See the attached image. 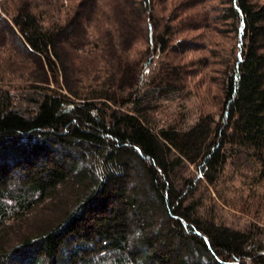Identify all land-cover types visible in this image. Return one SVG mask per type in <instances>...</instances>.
I'll return each instance as SVG.
<instances>
[{
  "label": "trees",
  "instance_id": "trees-1",
  "mask_svg": "<svg viewBox=\"0 0 264 264\" xmlns=\"http://www.w3.org/2000/svg\"><path fill=\"white\" fill-rule=\"evenodd\" d=\"M86 1L64 25L49 27L19 1L14 14L0 8V47H19L43 69L34 109L0 98V264H264L255 235L194 220L187 201L197 184L175 183L187 162L212 185L240 155L264 179V0H229L222 10L218 19L234 24L239 48L222 117H202L186 130L157 129L144 90L168 92L185 82L183 73L165 61L149 81L147 65L129 56L142 35L154 56L167 54L179 33L175 19L163 25L156 0L136 7L124 0L115 34L97 43L112 72L80 87L89 79L75 68L88 46ZM59 204L65 210L46 221Z\"/></svg>",
  "mask_w": 264,
  "mask_h": 264
},
{
  "label": "rangeland",
  "instance_id": "rangeland-1",
  "mask_svg": "<svg viewBox=\"0 0 264 264\" xmlns=\"http://www.w3.org/2000/svg\"><path fill=\"white\" fill-rule=\"evenodd\" d=\"M18 1L30 6L40 22L49 27L64 25L81 2L86 0H0V8L14 14ZM123 1L85 2L83 10L88 11L92 17L85 26L86 33H83L88 46L78 54L79 61L75 63V68L84 70L89 79L84 76L80 87H88L97 76L103 80L112 72L110 61L106 62L108 58L104 56L106 53L97 43L100 39L107 41L115 34L118 9ZM130 1L131 7H136V3L141 0ZM92 2L95 5L89 10ZM194 2L198 3L195 8L184 9L187 4ZM228 2L229 0H156V18L163 25L175 19L173 23L177 25L179 33L171 39V48L165 55L154 56L153 48L142 35L129 56L147 65L144 72L146 80L156 79L162 62L165 61L172 62V69L181 71L185 77L184 83L173 84L176 88L168 92H155L154 87L150 86L144 89L146 93L150 92L149 102L145 103L149 108L147 115L157 129L174 126L186 130L202 117L209 116L217 121L221 119L225 101L224 81L235 64L239 50L234 24L218 19L222 10L229 6ZM196 21L203 22L202 28L186 32L188 25ZM146 27L147 24L142 28L146 30ZM4 36L0 34L1 41L5 40ZM182 39H186V42H181ZM192 45L195 48H189ZM14 47L10 43L0 47V98H11L12 106L17 109L32 110V99H35V92L38 91L36 87L41 85L35 80L43 77V69L39 62L29 59L19 47ZM177 65H181V68ZM154 93V99L150 98ZM183 166L176 174L175 183L178 187L188 181L197 184V190L189 193L190 199L187 201L195 210L194 220L252 233L264 246V179L258 164L247 155L230 159L212 185L201 177L198 165L185 162ZM63 206L59 204L55 212L52 210L55 207H51L45 213L46 221L60 216L58 213L65 210ZM152 222L155 223V220ZM241 264L256 263L253 260H242Z\"/></svg>",
  "mask_w": 264,
  "mask_h": 264
}]
</instances>
